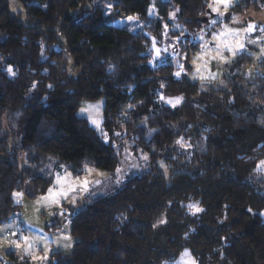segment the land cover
I'll return each mask as SVG.
<instances>
[{"label": "trees", "instance_id": "trees-1", "mask_svg": "<svg viewBox=\"0 0 264 264\" xmlns=\"http://www.w3.org/2000/svg\"><path fill=\"white\" fill-rule=\"evenodd\" d=\"M17 1L27 24L0 0V219L18 209L15 192L46 193L61 168L115 173L130 149L150 169L95 187L71 218L73 253L55 264H173L185 251L197 264H264V62L247 78L251 61L239 57L224 88L205 87L177 78L147 35L116 24L155 11L161 35L175 7L194 31L208 0ZM99 101L101 133L79 115Z\"/></svg>", "mask_w": 264, "mask_h": 264}, {"label": "rangeland", "instance_id": "rangeland-1", "mask_svg": "<svg viewBox=\"0 0 264 264\" xmlns=\"http://www.w3.org/2000/svg\"><path fill=\"white\" fill-rule=\"evenodd\" d=\"M244 1L228 0V7L225 9L218 0H208V10L204 15L211 16L210 20L194 31L183 23H177L179 11L175 7L168 21H163L161 35H153L154 23L157 20L155 11L146 19L121 14L116 24L128 28L131 32L147 35L151 39V50L156 57H171L170 64L177 78H184L205 87L224 88L229 66L239 57L251 61L243 68L247 78H253L260 64L264 62V5L258 3L256 6H246ZM9 3L13 16L27 24L22 5L17 0H9ZM105 7L109 14L111 7ZM241 45L243 47H240ZM174 48H180V51L177 53ZM165 100L171 106L178 105L177 100ZM104 107V101L87 102L81 108L86 111L79 112V115L87 118L99 133L102 130ZM94 120L99 126L93 123ZM123 153L117 169L119 171L115 173L89 168L82 176L76 177L72 172L61 168L55 172L53 186L46 193L31 199L22 192H15L13 204L18 209L0 219V264H55L59 259L58 254L71 255L76 244V239L71 234V218L86 209L87 198L92 190L101 183L113 186L130 174L150 169L146 156L142 153L135 155L130 149ZM18 160L22 167L26 165L23 155H20ZM262 162L257 164L256 170L262 176L264 193ZM157 167L168 180L170 173L167 164L159 160ZM85 180L88 181L86 189L80 186ZM72 187L76 190L70 191ZM16 193L22 195L17 197ZM63 193H67V198ZM189 210L197 212L198 208L193 204ZM162 221L159 220L157 225H161ZM8 233H11V236H8ZM240 255L244 263H250L245 248L241 249ZM193 262L197 264L192 254L185 251L173 264Z\"/></svg>", "mask_w": 264, "mask_h": 264}, {"label": "snow or ice", "instance_id": "snow-or-ice-1", "mask_svg": "<svg viewBox=\"0 0 264 264\" xmlns=\"http://www.w3.org/2000/svg\"><path fill=\"white\" fill-rule=\"evenodd\" d=\"M218 2L219 3H222L224 5L225 9H227V7H228V0H218ZM214 10H218V9H214ZM240 47H243V45H241ZM9 71H11V69H9ZM176 75L179 76V73H177ZM169 102H171V101H169ZM177 102H179V101L177 100ZM89 107H91V106H89ZM81 111L84 112V111H86V109H82ZM93 123L94 124H97V126H99L98 123H97V121L94 120ZM262 164H264V162H262ZM117 171H119V170H117ZM87 185H88V181L85 180V181L82 182V184L80 186L86 189L87 188ZM75 190H76L75 187L70 188V191H75ZM15 195L17 197H19L22 194L21 193H16ZM63 195L65 196V198H67V193H63ZM42 199H47V198H42ZM17 202H19V201H17ZM17 247H19V244H17ZM193 264H194V262H193Z\"/></svg>", "mask_w": 264, "mask_h": 264}, {"label": "water", "instance_id": "water-1", "mask_svg": "<svg viewBox=\"0 0 264 264\" xmlns=\"http://www.w3.org/2000/svg\"><path fill=\"white\" fill-rule=\"evenodd\" d=\"M210 17L204 16V17L199 19V22L204 23L206 25V23L209 22Z\"/></svg>", "mask_w": 264, "mask_h": 264}, {"label": "crops", "instance_id": "crops-1", "mask_svg": "<svg viewBox=\"0 0 264 264\" xmlns=\"http://www.w3.org/2000/svg\"><path fill=\"white\" fill-rule=\"evenodd\" d=\"M15 256H16L17 258H19V255H18V254H16Z\"/></svg>", "mask_w": 264, "mask_h": 264}, {"label": "built area", "instance_id": "built-area-1", "mask_svg": "<svg viewBox=\"0 0 264 264\" xmlns=\"http://www.w3.org/2000/svg\"><path fill=\"white\" fill-rule=\"evenodd\" d=\"M8 236H11V233H8Z\"/></svg>", "mask_w": 264, "mask_h": 264}]
</instances>
